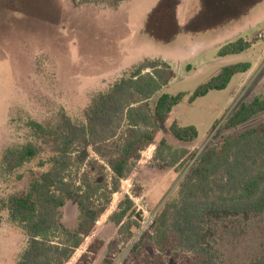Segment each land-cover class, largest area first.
Instances as JSON below:
<instances>
[{
    "label": "rangeland",
    "instance_id": "374dc122",
    "mask_svg": "<svg viewBox=\"0 0 264 264\" xmlns=\"http://www.w3.org/2000/svg\"><path fill=\"white\" fill-rule=\"evenodd\" d=\"M262 31L264 0H0V161L7 150L29 142L43 149L34 162L0 174V200L23 193L49 169L38 167L51 147L31 130L32 121L54 129L63 115L85 122L111 84L141 65L164 62L176 77L149 101V112L154 115L161 93L187 94L173 115L179 125L195 126L198 139L179 143L165 124L159 135L174 150H187L185 161L195 155L178 173L177 167L169 169L154 158V143L114 194L110 158L91 148L74 149L68 175L77 192L59 211L60 229L52 240L65 241L66 230L76 233L82 217L78 196L100 183L103 188L92 199L104 211L67 264H157L159 257L162 264H181L192 259L173 239L163 252L154 223L167 203L178 200L180 186L205 149L264 123L262 112L227 129L242 104L264 97V37L257 35ZM239 39L255 44L239 55L218 56L223 46ZM244 62L252 64L251 71L234 76L227 89L189 103V96L224 67ZM126 195L138 216L126 219L123 225L131 226L121 230L111 216ZM203 229L204 244L220 264H254L264 258V211L209 214ZM96 242L103 246L95 253L89 247ZM27 246L21 229L0 212V264H16Z\"/></svg>",
    "mask_w": 264,
    "mask_h": 264
},
{
    "label": "trees",
    "instance_id": "16d2710c",
    "mask_svg": "<svg viewBox=\"0 0 264 264\" xmlns=\"http://www.w3.org/2000/svg\"><path fill=\"white\" fill-rule=\"evenodd\" d=\"M253 44L254 41L239 39L223 46L218 56L242 54ZM251 67L249 62L224 67L189 96V103L212 91L227 89L234 76L248 72ZM175 77L167 63H147L100 94L85 122L76 123L63 115L55 129L33 121L29 124L31 130L51 147V155L38 164L40 168L49 165V169L35 178L26 191L0 200V212H7L9 220L21 229L28 240V246L16 264H67L82 246L84 238L94 230L98 217L103 213V208L97 210L92 199L103 185H89L92 191L78 196L82 210L78 230L74 234L66 230L65 241L53 242L52 238L56 239L60 229L59 211L77 192L68 175L74 149L91 148L97 155L110 158V189L114 194L120 191L121 182L131 173L135 163L142 159L143 152L154 143L156 160L167 163L169 169L177 167L174 170L178 173L185 170L195 153L185 161L187 150H174L167 138L159 134L160 125L165 124L170 135L179 143L192 144L198 139L195 126H181L173 115V109L187 94L161 93L154 106V115L149 112V101ZM262 112L264 97L242 104L229 119L227 129L237 128ZM124 126L126 129L120 134ZM41 153L43 149L32 142L7 150L0 161V174L20 170L40 158ZM263 211L264 123L205 149L180 186L178 200L167 203L160 211L154 230L163 252L173 239L179 250L193 256L181 264H220L203 241L205 217L219 212L254 215ZM137 216L135 204L126 195L111 220L122 230L131 226L123 225L126 219H136ZM102 246V242H96L89 249L96 253ZM156 263L162 264L160 257ZM254 264H264V258Z\"/></svg>",
    "mask_w": 264,
    "mask_h": 264
},
{
    "label": "built area",
    "instance_id": "2783aa9c",
    "mask_svg": "<svg viewBox=\"0 0 264 264\" xmlns=\"http://www.w3.org/2000/svg\"><path fill=\"white\" fill-rule=\"evenodd\" d=\"M259 38L264 37V31L258 33Z\"/></svg>",
    "mask_w": 264,
    "mask_h": 264
},
{
    "label": "crops",
    "instance_id": "0c3cea01",
    "mask_svg": "<svg viewBox=\"0 0 264 264\" xmlns=\"http://www.w3.org/2000/svg\"><path fill=\"white\" fill-rule=\"evenodd\" d=\"M257 35H258V34H257ZM255 36H256V35H255ZM255 36H254V37H255ZM246 41H247V40H246ZM249 42H251V41H249ZM254 44H255V43H254ZM254 44H253V45H254ZM253 45H252V47H253ZM252 47H251V48H252ZM251 48H250V49H251ZM251 65H252V64H251ZM251 69H252V67H251ZM251 69H250L249 71H251ZM246 73H247V72H246ZM246 73H244V74H246ZM233 78H234V77H233ZM140 161H141V160H140Z\"/></svg>",
    "mask_w": 264,
    "mask_h": 264
}]
</instances>
